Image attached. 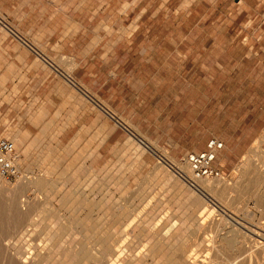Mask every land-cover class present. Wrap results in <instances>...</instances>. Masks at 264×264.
Wrapping results in <instances>:
<instances>
[{
    "label": "rangeland",
    "instance_id": "rangeland-1",
    "mask_svg": "<svg viewBox=\"0 0 264 264\" xmlns=\"http://www.w3.org/2000/svg\"><path fill=\"white\" fill-rule=\"evenodd\" d=\"M39 118L46 123L34 132ZM263 133L264 0H0V138L15 137L18 155L26 148L22 177H41L37 194L6 180L0 233L14 237L36 222L33 242L57 247L47 264L63 263L68 238L78 234L73 225H116L95 218L118 206L132 220L118 228L122 256L142 249L152 221V233L166 225L184 246L148 254L146 264L186 251L199 264H264V140L260 155L247 153ZM213 136L224 143L213 163L224 183L214 187L217 202L188 206L190 193L176 184L186 181L169 161L185 163L186 152ZM120 177L129 179L126 189L116 188ZM25 194L31 198L20 200ZM56 213L63 227L52 231Z\"/></svg>",
    "mask_w": 264,
    "mask_h": 264
},
{
    "label": "bare ground",
    "instance_id": "bare-ground-1",
    "mask_svg": "<svg viewBox=\"0 0 264 264\" xmlns=\"http://www.w3.org/2000/svg\"><path fill=\"white\" fill-rule=\"evenodd\" d=\"M101 106L103 107L104 112L108 113L110 116L115 117V114L113 113V111L109 112L110 110L106 109L108 107H105L100 102V107ZM117 119L120 121L119 123H122V127H124L130 133L131 136L132 135L135 136L134 138H137L136 136L141 137V136H139L140 134L135 131L136 129L134 130L131 126H129V124H127L126 122H124L120 118H117ZM134 138H132L133 141H136ZM142 138H143V140L141 139V142L143 141V143L145 145H147V146L148 145H150V146L152 145L144 137H142ZM11 139L10 140L15 144V149H16V147H20L19 146L20 142H18L15 137H13ZM138 140L140 141V139H138ZM263 140H264V133L261 134L259 137H257L253 141V143L250 145V149L248 150L249 152H247V153L248 154H251V153L252 154H254V153L258 154L260 152L259 149H261L260 146H261V142H263ZM128 143L131 144L132 141L128 142ZM133 143H135V142H133ZM17 149H19V148H17ZM22 149H23V151L21 152V155L17 154L16 165H18L19 161H22L24 156H25L23 152H24V150H26V148L25 149L22 148ZM151 152H153L157 156L161 155V153L155 147V145H152ZM248 154H246V155H248ZM136 155H137V153H136ZM259 155H260V153H259ZM169 162L174 166V168H176L178 170L179 176L184 178V180L186 181V183L184 184L183 182H181L180 178H178V180H176V184L178 186L180 185V188L184 186L185 189L190 193V199L188 201V206H192V207L193 206L194 207L200 206V207H203L205 205L204 199H205V201H207L209 203H213V201H216L214 199V196H213V194L215 193V191H214L215 188L214 187H216L218 189L219 186L224 183L222 178H220V177L219 178H205V179L195 180V179H192L190 177V169H189V166L186 163H174L171 160ZM49 169H50V172H51V170L53 169V165H49ZM57 177H59V176H57ZM61 177H63V175ZM39 178H41V177H36V178L33 177V179L31 177L26 176V175L22 177L21 176V172H20V175L17 178V179H19L18 182L19 181L20 182L18 183L19 186H17V187H20L19 190L21 189V191L23 189V191H25V193L28 192L26 190H29V191L31 190V191H33L32 193H36V185H38V182L36 180L39 179ZM55 179H57V178H55ZM211 179H213V180H211ZM33 180H35V182H33ZM5 181L6 180H4V182H3V180H2V183L5 184V185L2 188H0V189H2V190H0V192L2 191L1 193H3V191L5 192L7 189H9L8 185H10V183L9 182L7 183V181L6 182ZM128 184H129V179H123V178L120 177V179L116 180L115 186H116V188L118 190H122V189H126L128 187ZM29 187L30 188L31 187H35V189H30ZM7 191L9 192V190H7ZM59 197H61L59 200L60 201L62 200L61 201L62 203H63V200L64 201L66 200V203H69L67 205L68 207L66 206V210L68 208V210H70V213H71V211L73 212L74 208L73 207L71 208V206H73V205L69 206L70 204H74L72 202V200L70 198H67V197L62 196V195H60ZM30 198L31 197L29 195L25 194L23 196V199H22V196H21L20 200H27V199L29 200ZM218 199H219V197H218ZM63 204H61V205H63ZM64 206H65V204H64ZM64 206H62V207H64ZM117 211H118V213L117 214H113L112 216L111 215L108 216L107 212H104L102 215H97L96 216L95 219L98 220V221L99 220L102 221L103 219H106V220L108 219L109 221H112V223H114V221L116 222V225H115V223L113 225L111 224V227L109 225L111 223L110 222L108 224L109 226H107L108 228L104 227V229H103V227H102L103 230L100 229L98 232L96 231V229L95 230L93 229L94 231H92L91 229L88 230L89 228H86V225H84L85 223H83V222H82V224H79L78 226H77L78 223L76 224V226H74L72 224L73 228H77L78 227V234H76V236H79L80 233H81L80 235H82V234L84 235L85 234V236H87L88 232H91L92 235L101 234V235L106 236L107 238L102 236L101 239L94 240V238H93L92 241L85 240L88 236L84 237L85 238L84 240L80 239L81 236H79L80 238H78V239H77L76 236H74V238L73 237L72 238H68V240L71 239L70 241H68L67 238H66V240L68 241V245H67L66 248H63V249H65V251L68 254H66V255L63 254L64 261H63L62 264H91V263L92 264L93 263L94 264H118V263H123V264H146V263H144V261H146L145 259H146V257H148V254H150L152 257H154L156 259L158 257L156 255V253L159 250H166L167 249L168 251L169 250L175 251V250H178L179 248L182 247L183 244L182 245H181V243L177 244V242H178V240H176V237H178L177 231H175L174 229L173 230L170 229V230L167 231V228H166V229H164V231L165 230L166 231L163 232L162 228H164L166 226L165 225L164 227H161L159 232L152 233L151 232L152 221H150V222L146 223L147 224V228L145 230H143V233H145L146 239L144 241V244L142 245V249L140 248V250L137 251V249H138L137 246L138 245L136 247H134V245H133L131 247L132 249H129L128 246L125 247V245H124V247L126 249L128 247V251L131 250V251H129V252H131V254H129V252H128L127 256H122L120 253L123 251V245L121 246L119 244L121 242L120 241L121 236H123V233H122L123 231L121 229H118V228L119 227H123V224H125V223H127L126 225H129V222H132V220H128L130 218V215L127 214L128 210H125L124 206L123 207L122 206L121 207L118 206ZM114 212H115V210H114ZM138 212H140V211H138ZM128 213H131V212H128ZM60 214L58 215L56 213L55 215L53 214V215H51L49 217H51V219L57 218L59 220V218L62 216ZM133 214H134V212H132L131 216ZM134 215L136 216V214H134ZM63 216L61 217L62 220H64ZM142 216H144V215H142ZM86 218L87 219L84 220V222H86L87 220H90L92 217L87 216ZM134 218L135 217H133V220H134ZM140 218L138 220V217H137L136 220L140 221L141 220ZM57 219H55V220H57ZM55 220L53 219L54 223H52V224L50 223V220H49V222H47V223H50V229L52 231L53 230H58V229L61 230L60 228L63 227V226L58 225V223H60V221L58 223H56ZM62 220H61V222H62ZM152 220H154V219H152ZM142 221L140 223H142ZM138 223L139 222L135 223V225L133 226V229H135L136 226H138L137 225ZM140 223H139V225H140ZM41 224H42L41 226L44 227L43 223H41ZM65 225H67V224H65ZM35 226L36 227L38 226L40 228V226L36 222H34V223H32V222L24 223L22 225V228L19 231L16 228V233L14 234V237L10 236L12 238V240H11L10 237L6 236L7 237L6 238V237L2 236L1 235L2 233H0V261H1L0 264H47L48 263V260L50 259V257L52 258L53 257L52 255L54 253L56 254L58 252V251H56L57 250L56 244H55V242L53 240H51V241H53L51 244L43 243L44 241L43 242H41V241L36 242L37 239H35L34 242H33V238L31 237V235H32V232L35 230L34 229ZM87 226H89V224ZM90 226H91V224H90ZM171 226H172V224H171ZM48 228H49V225H48ZM73 228H71V229H73ZM79 229H80V231H79ZM37 230H39V229H37ZM117 230H120L119 232L122 233V235L118 236V233H117L118 231ZM68 231H69V229H68ZM40 233H41V230H40ZM50 233H52V232H50ZM53 233H55V232H53ZM143 233L141 232V235ZM49 235H51V234H49ZM65 235H66V233H65ZM114 235H117L116 237H118V238H113ZM153 235H154V237L152 238ZM55 236H57V235H55ZM111 236H113V237H111ZM108 237L109 238L111 237L112 239L111 238L109 239ZM46 238H48V237H46ZM49 238H51V237H49ZM95 238H96V236H95ZM151 238L155 239L157 241H155V243H153V244H149L148 240L151 239ZM44 240H47V239H44ZM67 241H65V242L67 243ZM63 242L61 241V243H63ZM61 243L59 241V244H61ZM225 243H226V245H229V241L228 240H226ZM85 244H88L89 246H91V249H89L87 246H85ZM157 245H159L160 247L157 246ZM135 248H137V249H135ZM123 255H124V252H123ZM197 258L198 257L195 256V254H191V253H189V251H186L182 257H178V256L174 255L173 253L172 254L170 253V255H168V256H159L158 260L154 264H199V263H197L199 261V260L197 261ZM199 262H202V261H199ZM211 263L212 262H210L209 264H211ZM235 263H236V261L233 259V262L231 264H235Z\"/></svg>",
    "mask_w": 264,
    "mask_h": 264
},
{
    "label": "built area",
    "instance_id": "built-area-1",
    "mask_svg": "<svg viewBox=\"0 0 264 264\" xmlns=\"http://www.w3.org/2000/svg\"><path fill=\"white\" fill-rule=\"evenodd\" d=\"M224 143L211 137L200 151H188L184 155V162L189 166L190 177L195 180L205 178H219L220 171L214 166L218 152ZM17 152L14 143L8 138H0V179L14 180L19 177L20 170L16 165Z\"/></svg>",
    "mask_w": 264,
    "mask_h": 264
},
{
    "label": "crops",
    "instance_id": "crops-1",
    "mask_svg": "<svg viewBox=\"0 0 264 264\" xmlns=\"http://www.w3.org/2000/svg\"><path fill=\"white\" fill-rule=\"evenodd\" d=\"M83 29H87V28L84 27ZM95 34H99V33H95ZM93 35H94V34H93ZM89 42H90V38L87 40V44H88ZM102 52H103V51H101V53H102ZM91 56L94 57L95 54H92ZM91 56H90V57H91ZM44 75H45V73H44ZM43 80H44V77H43V75H42V76L39 77V82H41V81H43ZM34 97H35L36 99H40V98H42L39 94L35 95ZM39 97H40V98H39ZM91 97H93V96H91ZM37 102H38V101H37ZM37 108H38V107H37ZM39 110H40V109H39ZM39 110H38V111H39ZM38 111H37V113H35L34 116H37V115L39 114ZM35 121H36V120H35ZM37 122H38V123L36 124L37 126L35 127L34 132H36V131L42 129L43 126H44L45 123H46L44 118H39V121H37ZM35 123H36V122H35ZM213 137H214V136H213ZM210 138H211V137H210ZM210 138H209V139H210ZM215 138H216V137H215ZM209 139H208V140H209ZM217 139H218V138H217ZM208 140H207V141H208ZM219 140H220V139H219ZM207 141H206V142H207ZM221 141H222V140H221ZM222 142H223V141H222Z\"/></svg>",
    "mask_w": 264,
    "mask_h": 264
}]
</instances>
